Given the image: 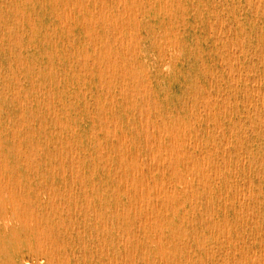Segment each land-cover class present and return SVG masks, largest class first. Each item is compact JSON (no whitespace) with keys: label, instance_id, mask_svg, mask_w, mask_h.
Returning a JSON list of instances; mask_svg holds the SVG:
<instances>
[{"label":"rangeland","instance_id":"374dc122","mask_svg":"<svg viewBox=\"0 0 264 264\" xmlns=\"http://www.w3.org/2000/svg\"><path fill=\"white\" fill-rule=\"evenodd\" d=\"M62 2L64 4H61ZM182 5H184V7ZM263 8L264 0H0V199L2 198L0 200V264H244V262L245 264H263L264 249H261L264 248V240H262L264 239ZM142 9L145 10L142 11ZM79 12L82 13L79 14ZM138 14L139 16H136ZM100 18H103V21ZM124 18L125 20L123 21ZM91 19L93 21H91ZM129 20L130 22L128 25ZM80 23L81 25H79ZM93 23L95 25H93ZM67 25L70 27H68ZM125 25L127 28L125 27ZM90 37L92 38V40ZM242 38H244L245 40ZM126 42L129 43L127 44ZM230 43L234 44L233 47H235L233 48ZM165 45H167V48ZM161 46L162 48H164V51L162 50ZM136 50L138 52H136ZM104 52L107 53L105 54ZM167 55L169 56L167 57ZM221 58L222 60H220ZM103 62L105 64H103ZM26 63H28V65ZM121 63L124 64L122 65ZM137 63H139L140 65ZM133 65L135 66L133 67ZM101 70L103 72H107L105 73L106 75ZM125 71L126 73H124ZM236 75L238 76V78ZM107 76H109V79L107 78ZM135 76L136 78H134ZM233 76L235 78H233ZM105 78L106 80L108 79V81H106ZM235 83H237L238 85ZM210 86H213L212 90ZM124 89L127 92L124 91ZM204 89L206 91H204ZM24 94H26V96ZM145 95L149 98H147ZM234 95H236V98ZM108 99L110 100L108 101ZM146 100L149 102H147ZM225 100H227L228 103H226L227 101L225 102ZM18 101L21 102L20 105ZM130 101L134 103H131ZM195 102H198L200 104ZM207 104H209V106ZM229 109L230 111L232 109V111H228ZM103 112L105 113V115ZM132 114L134 116H132ZM200 116H202V118ZM213 116H215V118ZM223 116H225V118ZM204 118L206 120H204ZM56 120H58L59 122ZM180 121H184V123ZM57 123H59V125ZM63 124L65 127L63 126ZM106 124H109V126ZM160 124L162 125L160 126ZM159 127H161V129ZM195 128L197 131L195 130ZM220 130H224L225 132L221 131V133ZM157 131L161 133L159 134ZM60 132L62 133V136ZM172 132L175 133V135ZM133 133H135V135ZM162 133L166 134L164 135ZM222 135H225L224 137L226 139H224ZM125 136L129 137L127 138ZM183 137H185V139H183ZM142 138L144 139L142 140ZM65 139L67 140V142L65 141ZM96 139H98V141ZM138 143H140V145ZM182 143L184 145L186 143L187 144L184 146ZM151 144L153 145V147ZM173 145L174 147H176V151H174L172 147ZM191 146L194 147L192 148ZM60 148L62 150H60ZM178 148L183 151L181 152ZM223 148L225 153L222 152ZM39 149L41 150V152ZM150 151L152 155L150 154ZM58 152L62 157L58 154ZM158 152L162 153V157H160L161 153ZM146 153L148 157L145 156ZM194 153L196 154V156ZM209 153L212 154L209 155ZM221 153H223V155ZM117 154H119V156ZM201 154L203 155L201 156ZM217 155L221 157L219 158ZM133 156H138V159L137 157L135 158ZM106 158H108V160ZM157 158L158 161L160 159L162 160L158 162ZM189 158H191L192 161ZM213 160L214 164H212ZM222 160H225L224 163L226 165L222 162ZM248 161L249 163H247ZM202 162L204 163L202 164ZM106 163L107 165H109L107 166ZM200 164L202 167L200 166ZM129 165L132 166L130 167ZM119 167H121V169H119ZM144 167L147 168L145 169ZM213 167L215 169L217 168L218 171H215ZM53 168L54 171L52 170ZM116 168L118 170H116ZM199 170L200 172H198ZM163 171L165 172L163 173ZM170 171L174 173H170ZM175 173L176 175H173ZM142 174H144V176ZM181 174L183 177L181 176ZM198 175H200V177ZM125 176L126 178H124ZM133 177L136 182L133 180ZM201 177L203 180L201 179ZM79 178L81 179L78 180ZM143 178H145L146 180ZM187 178L189 181L187 180ZM204 178L206 180H204ZM216 180L219 181L217 182ZM70 181L73 183H71ZM126 181L127 183H125ZM5 183H7V185ZM133 183H135V185ZM132 184L134 186H132ZM143 184H145L146 186ZM244 184L249 185V188H247L248 186H245ZM19 185L20 187H18ZM155 186L159 189H157ZM5 188H7V190ZM240 189L243 191H241ZM201 190L203 191L201 192ZM116 191L119 192L116 193ZM168 191L169 193L174 192V194H169ZM218 192H220L221 195ZM4 193L6 194L5 196ZM7 193L9 195L11 194V196H9ZM155 194L157 198L155 197ZM234 195L236 196V198ZM127 197H130V199H128ZM239 197L241 198L240 200L237 199ZM10 198L11 200H9ZM73 199L75 202L73 201ZM85 199L88 202L85 201ZM67 200H69V202ZM151 200L153 202H150ZM179 200L182 202H180ZM167 201L169 207L168 204L166 206ZM11 203L13 206H11ZM257 205L259 206V209ZM86 206L89 208H87ZM12 207L15 208V211L12 209ZM131 207L135 208L132 209ZM126 208H129L130 211ZM48 210L51 212L49 213ZM66 210H70V213ZM214 210L216 212H214ZM64 211L66 212V214ZM163 211H165V213ZM29 212L31 215L29 214ZM142 215L144 217H142ZM153 216L155 219L153 218ZM211 216L213 218H211ZM24 218H26V221ZM233 218L235 219L233 220ZM7 220L10 221V223ZM44 220L46 221V223ZM145 220L146 223L144 222ZM168 220H170V222ZM222 221L225 223H223ZM26 222H28L29 224H25ZM148 222L150 223L147 224ZM155 222L157 224H154ZM244 222H246L247 224ZM6 223L7 225H4ZM189 223H191V225ZM104 225L107 227H103ZM217 225L220 226L219 229ZM254 227L257 228L255 229ZM66 228L67 230H65ZM153 228L156 230H154ZM116 229L117 231H119L117 232ZM152 231H154V233ZM48 232L51 235H49ZM125 232L127 234H125ZM136 234H138L137 237L135 236ZM121 235H124L125 237ZM184 235L187 237H185ZM204 236L207 238H203ZM225 236L227 237L225 238ZM241 238L244 240H242ZM179 239L181 240L179 241ZM152 240L153 242L151 243ZM38 242L41 244H39ZM222 242L223 245L221 244ZM37 244L39 246L41 245L42 249L40 248L41 246L39 247L37 246ZM259 245L261 246V248ZM163 246L164 248L162 250L161 247ZM44 249L45 251L47 249V252H45ZM141 249H143L144 251ZM170 249L172 251V254ZM217 250L221 251L218 252ZM159 251L161 252L158 253ZM211 251L213 252L209 253ZM233 251L235 254L233 253ZM254 251L256 252L254 253ZM206 252H208V254ZM130 253H133V256ZM122 254L125 255L123 256ZM261 254L263 255V258ZM212 255L214 257H212ZM154 257L156 260H154ZM129 260L132 261L130 262Z\"/></svg>","mask_w":264,"mask_h":264},{"label":"bare ground","instance_id":"6f19581e","mask_svg":"<svg viewBox=\"0 0 264 264\" xmlns=\"http://www.w3.org/2000/svg\"><path fill=\"white\" fill-rule=\"evenodd\" d=\"M4 1H5V0H4ZM30 1H31V0H30ZM53 1H54V0H53ZM75 1H76V0H75ZM86 1H87V0H86ZM92 1H93V0H92ZM97 1H98V0H97ZM124 1H125V0H124ZM129 1H130V0H129ZM131 1H132V0H131ZM176 1H177V0H176ZM201 1H202V0H201ZM244 1H245V0H244ZM248 1H249V0H248ZM260 1H261V0H260ZM20 2H21V1H20ZM59 2H60V1H59ZM116 2H117V1H116ZM133 2H134V1H133ZM143 2H144V1H143ZM151 2H153V1H151ZM174 2H175V1H174ZM180 2H181V1H180ZM180 2H179V3H180ZM232 2H233V1H232ZM232 2H231V3H232ZM84 3H85V2H84ZM93 3H94V2H93ZM102 3H103V2H102ZM123 3H124V2H123ZM148 3H149V1H148ZM158 3H159V2H158ZM169 3H171V2H169ZM181 3H182V2H181ZM61 4H64V3L62 2ZM71 4H72V3H71ZM71 4H70V5H71ZM80 4H81V3H80ZM86 4H87V3H86ZM136 4H137V3H136ZM153 4H155V3H153ZM163 4H164V3H163ZM176 4H177V3H176ZM251 4H252V3H251ZM82 5H83V4H82ZM141 5H142V4H141ZM167 5H168V4H167ZM204 5H205V4H204ZM226 5H227V4H226ZM62 6H63V5H62ZM67 6H68V2H67ZM78 6H79V5H78ZM118 6H119V5H118ZM125 6H126V5H125ZM136 6H137V5H136ZM139 6H140V5H139ZM148 6H149V5H148ZM171 6H172V5H171ZM182 6L184 7V5H182ZM196 6H197V5H196ZM202 6H203V5H202ZM205 6H206V5H205ZM58 7H59V6H58ZM75 7H76V5H75ZM101 7H103V6H101ZM105 7H106V6H105ZM111 7H112V6H111ZM121 7H122V6H121ZM121 7H120V8H121ZM126 7H127V6H126ZM126 7H125V8H126ZM179 7H181V6H179ZM206 7H207V6H206ZM229 7H230V6H229ZM234 7H235V6H234ZM247 7H248V6H247ZM254 7H255V6H254ZM81 8H82V7H81ZM87 8H88V7H87ZM87 8H85V9H87ZM109 8H110V7H109ZM115 8H116V7H115ZM136 8H138V7H136ZM175 8H176V7H175ZM200 8H201V7H200ZM232 8H233V7H232ZM244 8H245V7H244ZM259 8H260V7H259ZM103 9H104V8H103ZM121 9H122V8H121ZM128 9H129V7H128ZM228 9H229V8H228ZM249 9H250V7H249ZM257 9H258V8H257ZM263 9H264V8H263ZM64 10H65V8H64ZM69 10H70V9H69ZM72 10H73V9H72ZM97 10H98V8H97ZM110 10H111V9H110ZM112 10H113V9H112ZM132 10H133V9H132ZM143 10H145V9H142V11H143ZM180 10H181V9H180ZM194 10H195V8H194ZM232 10H233V9H232ZM251 10H252V9H251ZM260 10H262V9H260ZM12 11H13V10H12ZM54 11H55V10H54ZM62 11H63V10H62ZM62 11H61V12H62ZM90 11H92V10H90ZM115 11H116V10H115ZM128 11H129V10H128ZM155 11H156V10H155ZM68 12H69V11H68ZM98 12H100V11H98ZM186 12H187V10H186ZM70 13H71V12H70ZM70 13H69V14H70ZM80 13H82V12H79V14H80ZM121 13H122V12H121ZM123 13H124V12H123ZM133 13H134V12H133ZM142 13H143V12H142ZM164 13H165V12H164ZM198 13H200V12H198ZM63 14H64V13H63ZM72 14H73V13H72ZM108 14H109V13H108ZM129 14H130V13H129ZM129 14H128V15H129ZM262 14H263V13H262ZM28 15H29V13H28ZM55 15H56V14H55ZM94 15H95V14H94ZM106 15H107V14H106ZM113 15H114V14H113ZM168 15H169V14H168ZM171 15H172V14H171ZM181 15H182V14H181ZM192 15H193V14H192ZM227 15H228V14H227ZM234 15H235V13H234ZM70 16H71V15H70ZM82 16H83V15H82ZM130 16H131V15H130ZM130 16H129V17H130ZM136 16H139V14L136 15ZM187 16H188V15H187ZM202 16H203V15H202ZM232 16H233V15H232ZM57 17H58V16H57ZM72 17H73V16H72ZM109 17H110V16H109ZM111 17H112V16H111ZM182 17H183V16H182ZM197 17H198V16H197ZM206 17H207V16H206ZM17 18H18V17H17ZM65 18H66V17H65ZM85 18H86V17H85ZM94 18H95V17H94ZM97 18H99V17H97ZM114 18H115V17H114ZM127 18H128V17H127ZM136 18H137V17H136ZM172 18H173V17H172ZM194 18H195V17H194ZM200 18H201V17H200ZM29 19H30V17H29ZM58 19H59V18H58ZM89 19H90V18H89ZM92 19H93V18H92ZM92 19H91V21H93ZM100 19H101V18H100ZM102 19H103V18H102ZM102 19H101V20H102ZM119 19H121V18H119ZM67 20H68V19H67ZM71 20H73V19H71ZM82 20H83V19H82ZM87 20H88V19H87ZM98 20H99V19H98ZM98 20H96V21H98ZM106 20H107V19H106ZM106 20H105V21H106ZM124 20H125V18L123 19V21H124ZM175 20H178V19H175ZM17 21H18V20H17ZM17 21H16V22H17ZM21 21H22V19H21ZM83 21H84V20H83ZM83 21H82V22H83ZM102 21H103V20H102ZM113 21H114V20H113ZM117 21H118V20H117ZM134 21H135V20H134ZM164 21H165V20H164ZM207 21H208V20H207ZM94 22H95V21H94ZM110 22H111V21H110ZM120 22H122V21H120ZM129 22H130V20L128 21V25H129ZM135 22H136V21H135ZM181 22H182V20H181ZM66 23H67V22H66ZM116 23H117V22H116ZM199 23H200V22H199ZM204 23H205V22H204ZM60 24H62V23H60ZM84 24H85V23H84ZM84 24H83V26H84ZM91 24H92V23H91ZM91 24H90V25H91ZM103 24H104V23H103ZM124 24H125V23H124ZM167 24H168V22H167ZM170 24H172V23H170ZM181 24H182V23H181ZM74 25H75V24H74ZM79 25H81V23H80ZM93 25H95V24L93 23ZM101 25H102V24H101ZM122 25H123V24H122ZM164 25H165V24H164ZM200 25H201V24H200ZM206 25H207V24H206ZM29 26H30V24H29ZM64 26H65V25H64ZM67 26H68V25H67ZM109 26H110V24H109ZM120 26H121V24H120ZM171 26H173V25H171ZM208 26H209V25H208ZM31 27H32V26H31ZM54 27H55V26H54ZM68 27H70V26H68ZM86 27H87V26H86ZM111 27H112V26H111ZM115 27H116V26H115ZM122 27H123V26H122ZM125 27H126V25H125ZM178 27H179V25H178ZM240 27H241V26H240ZM61 28H62V27H61ZM120 28H121V27H120ZM126 28H127V27H126ZM128 28H129V27H128ZM130 28H131V27H130ZM133 28H134V26H133ZM135 28H137V27H135ZM170 28H171V27H170ZM164 29H165V28H164ZM179 29H180V28H179ZM210 29H211V28H210ZM6 30H7V29H6ZM94 30H95V29H94ZM96 30H97V29H96ZM105 30H106V29H105ZM117 30H118V29H117ZM120 30H121V29H120ZM132 30H133V29H132ZM68 31H69V28H68ZM97 31H98V30H97ZM110 31H111V30H110ZM112 31H113V30H112ZM123 31H124V30H123ZM172 31H173V30H172ZM239 31H241V30H239ZM66 32H67V31H66ZM117 32H118V31H117ZM117 32H116V33H117ZM124 32H125V31H124ZM127 32H128V31H127ZM178 32H179V31H178ZM181 32H182V31H181ZM246 32H247V31H246ZM15 33H16V32H15ZM68 33H69V32H68ZM91 33H92V31H91ZM111 33H112V32H111ZM132 33H133V32H132ZM135 33H136V31H135ZM179 33H180V32H179ZM242 33H243V32H242ZM86 34H87V33H86ZM98 34H99V33H98ZM119 34H120V33H119ZM58 35H59V34H58ZM72 35H73V34H72ZM95 35H96V34H95ZM103 35H104V34H103ZM117 35H118V34H117ZM130 35H131V33H130ZM133 35H135V34H133ZM137 35H138V34H137ZM172 35H173V34H172ZM234 35H235V34H234ZM8 36H9V35H8ZM109 36H110V35H109ZM112 36H113V34H112ZM170 36H171V35H170ZM170 36H169V37H170ZM237 36H238V35H237ZM242 36H243V35H242ZM245 36H246V35H245ZM245 36H244V37H245ZM20 37H21V36H20ZM20 37H19V38H20ZM88 37H89V36H88ZM110 37H111V36H110ZM126 37H127V35H126ZM132 37H133V36H132ZM90 38H91V37H90ZM113 38H114V37H113ZM135 38H136V37H135ZM235 38H236V37H235ZM238 38H239V37H238ZM67 39H68V38H67ZM99 39H100V38H99ZM114 39H115V38H114ZM116 39H117V38H116ZM119 39H120V38H119ZM128 39H129V38H128ZM132 39H133V38H132ZM132 39H131V40H132ZM242 39H244V38H242ZM28 40H29V38H28ZM91 40H92V38H91ZM97 40H98V39H97ZM104 40H105V39H104ZM136 40H137V39H136ZM229 40H230V39H229ZM244 40H245V39H244ZM262 40H263V39H262ZM8 41H9V40H8ZM18 41H19V40H18ZM121 41H122V40H121ZM127 41H128V40H127ZM168 41H169V39H168ZM170 41H171V40H170ZM172 41H173V40H172ZM174 41H176V40H174ZM234 41H235V40H234ZM16 42H17V41H16ZM88 42H89V41H88ZM91 42H92V41H91ZM97 42H99V41H97ZM106 42H107V41H106ZM106 42H105V43H106ZM114 42H115V41H114ZM137 42H138V41H137ZM180 42H181V41H180ZM182 42H183V41H182ZM228 42H231V41H228ZM238 42H239V41H238ZM62 43H63V42H62ZM92 43H93V42H92ZM101 43H102V42H101ZM126 43H127V42H126ZM128 43H129V42H128ZM128 43H127V44H128ZM170 43H171V42H170ZM236 43H237V42H236ZM53 44H55V43H53ZM80 44H81V43H80ZM84 44H85V42H84ZM127 44H126V45H127ZM230 44H231V43H230ZM74 45H75V44H74ZM89 45H91V44H89ZM93 45H94V44H93ZM104 45H105V44H104ZM113 45H114V43H113ZM121 45H122V44H121ZM132 45H133V44H132ZM162 45H163V44H162ZM231 45H232V47H233L234 44H231ZM236 45H239V44H236ZM134 46H135V45H134ZM165 46H166V48H167V45H165ZM174 46H175V45H174ZM176 46H177V45H176ZM178 46H179V45H178ZM9 47H10V46H9ZM28 47H29V46H28ZM119 47H120V46H119ZM234 47H235V46H234ZM234 47H233V48H234ZM54 48H56V47H54ZM76 48H77V47H76ZM121 48H122V47H121ZM161 48H162V46H161ZM171 48H172V47H171ZM177 48H178V47H177ZM219 48H220V47H219ZM226 48H227V47H226ZM19 49H20V48H19ZM77 49H78V48H77ZM81 49H82V48H81ZM95 49H96V48H95ZM106 49H107V45H106ZM106 49H104V50H106ZM137 49H138V48H137ZM163 49H164V48H162V50H163ZM178 49H179V48H178ZM227 49H228V48H227ZM227 49H226V50H227ZM55 50H57V49H55ZM108 50H109V49H108ZM115 50H116V48H115ZM134 50H135V49H134ZM158 50H159V48H158ZM160 50H161V49H160ZM166 50H167V49H166ZM169 50H170V49H169ZM174 50H175V49H174ZM224 50H225V49H224ZM69 51H70V50H69ZM84 51H85V50H84ZM125 51H126V50H125ZM128 51H129V50H128ZM128 51H127V52H128ZM163 51H164V50H163ZM217 51H218V50H217ZM230 51H231V50H230ZM230 51H229V52H230ZM55 52H56V51H55ZM86 52H87V51H86ZM86 52H85V53H86ZM98 52H99V51H98ZM98 52H97V53H98ZM121 52H122V51H121ZM136 52H138V51L136 50ZM159 52H160V51H159ZM220 52H221V51H220ZM245 52H246V51H245ZM93 53H94V52H93ZM104 53H105V52H104ZM106 53H107V52H106ZM106 53H105V54H106ZM114 53H115V52H114ZM114 53H113V54H114ZM116 53H117V52H116ZM132 53H133V52H132ZM234 53H235V52H234ZM247 53H248V52H247ZM18 54H19V53H18ZM125 54H126V52H125ZM158 54H159V53H158ZM198 54H199V53H198ZM229 54H230V53H229ZM238 54H239V53H238ZM238 54H237V55H238ZM261 54H262V53H261ZM263 54H264V53H263ZM263 54H262V55H263ZM46 55H47V54H46ZM96 55H97V54H96ZM96 55H95V56H96ZM121 55H122V54H121ZM131 55H132V54H131ZM134 55H135V54H134ZM220 55H221V54H220ZM225 55H226V54H225ZM245 55H246V54H245ZM81 56H82V55H81ZM99 56H100V54H99ZM114 56H115V55H114ZM114 56H113V58H114ZM128 56H129V55H128ZM168 56H169V55H167V57H168ZM199 56H200V55H199ZM201 56H202V55H201ZM227 56H228V55H227ZM229 56H230V55H229ZM233 56H235V55H233ZM233 56H232V57H233ZM238 56H239V55H238ZM83 57H84V56H83ZM90 57H91V56H90ZM105 57H106V56H105ZM134 57H135V56H134ZM134 57H133V58H134ZM162 57H163V56H162ZM170 57H171V56H170ZM176 57H177V56H176ZM221 57H222V56H221ZM230 57H231V56H230ZM236 57H237V56H236ZM236 57H235V58H236ZM245 57H246V56H245ZM263 57H264V55H263ZM80 58H81V57H80ZM113 58H112V59H113ZM118 58H119V57H118ZM118 58H117V60H118ZM164 58H166V57H164ZM178 58H179V57H178ZM219 58H220V57H219ZM235 58H234V59H235ZM242 58H243V57H242ZM57 59H58V58H57ZM76 59H77V58H76ZM92 59H93V58H92ZM108 59H109V58H108ZM112 59H111V60H112ZM120 59H121V58H120ZM120 59H119V60H120ZM123 59H124V58H123ZM137 59H138V58H137ZM199 59H200V58H199ZM227 59H229V58H227ZM83 60H84V59H83ZM109 60H110V59H109ZM125 60H126V59H125ZM159 60H161V59H159ZM220 60H222V58H221ZM95 61H96V60H95ZM97 61H98V59H97ZM139 61H140V60H139ZM162 61H163V60H162ZM174 61H175V60H174ZM201 61H202V60H201ZM227 61H229V60H227ZM230 61H231V60H230ZM238 61H239V60H238ZM25 62H26V61H25ZM84 62H86V61H84ZM93 62H94V61H93ZM106 62H107V59H106ZM109 62H111V61H109ZM7 63H8V62H7ZM14 63H16V62H14ZM50 63H51V62H50ZM60 63H61V62H60ZM80 63H81V62H80ZM94 63H95V62H94ZM94 63H93V64H94ZM112 63H113V62H112ZM127 63H128V62H127ZM139 63H140V62H139ZM139 63H137V64H139ZM143 63H144V62H143ZM143 63H142V64H143ZM160 63H161V62H160ZM242 63H243V62H242ZM21 64H22V63H21ZM26 64L28 65V63H26ZM81 64H82V63H81ZM83 64H84V63H83ZM96 64H97V62H96ZM103 64H105V63L103 62ZM106 64H107V63H106ZM118 64H119V63H118ZM121 64H122V63H121ZM123 64H124V63H123ZM123 64H122V65H123ZM165 64H166V63H165ZM171 64H172V63H171ZM174 64H175V63H174ZM239 64H240V63H239ZM239 64H238V65H239ZM15 65H16V64H15ZM125 65H126V64H125ZM139 65H140V64H139ZM144 65H145V64H144ZM219 65H220V64H219ZM221 65H223V64H221ZM227 65H228V64H227ZM227 65H226V66H227ZM243 65H244V64H243ZM21 66H22V65H21ZM35 66H36V65H35ZM97 66H98V65H97ZM106 66H107V65H106ZM134 66H135V65H133V67H134ZM174 66H175V65H174ZM202 66H203V65H202ZM241 66H242V65H241ZM45 67H46V66H45ZM90 67H92V66H90ZM99 67H100V66H99ZM114 67H115V66H114ZM203 67H204V66H203ZM214 67H215V66H214ZM221 67H222V66H221ZM17 68H18V67H17ZM17 68H16V69H17ZM35 68H36V67H35ZM83 68H84V67H83ZM111 68H112V67H111ZM122 68H123V67H122ZM139 68H140V67H139ZM163 68H164V67H163ZM165 68H166V67H165ZM227 68H228V67H227ZM246 68H247V67H246ZM18 69H19V68H18ZM30 69H31V68H30ZM64 69H65V68H64ZM114 69H115V68H114ZM118 69H119V68H118ZM128 69H129V67H128ZM169 69H170V67H169ZM169 69H168V70H169ZM231 69H232V68H231ZM12 70H13V69H12ZM99 70H100V69H99ZM103 70H104V69H103ZM108 70H109V69H108ZM112 70H113V69H112ZM112 70H111V71H112ZM126 70H127V69H126ZM139 70H140V69H139ZM177 70H178V69H177ZM211 70H212V69H211ZM229 70H230V69H229ZM235 70H236V69H235ZM244 70H245V69H244ZM244 70H243V71H244ZM249 70H250V69H249ZM64 71H65V70H64ZM101 71H102V70H101ZM104 71H105V70H104ZM111 71H110V72H111ZM116 71H117V70H116ZM116 71H115V73H116ZM121 71H122V69H121ZM121 71H120V72H121ZM142 71H143V70H142ZM203 71H204V70H203ZM216 71H217V70H216ZM233 71H234V70H233ZM252 71H253V70H252ZM11 72H12V71H11ZM85 72H86V71H85ZM85 72H84V73H85ZM91 72H92V71H91ZM102 72H103V71H102ZM112 72H113V71H112ZM135 72H136V71H135ZM137 72H138V71H137ZM214 72H215V71H214ZM231 72H232V71H231ZM239 72H240V71H239ZM244 72H246V71H244ZM82 73H83V72H82ZM103 73L105 74V73H107V72H103ZM103 73H102V74H103ZM124 73H126V71H125ZM211 73H212V72H211ZM227 73H229V72H227ZM246 73H247V72H246ZM80 74H81V73H80ZM113 74H114V73H113ZM127 74H128V73H127ZM225 74H226V73H225ZM230 74H231V73H230ZM235 74H237V73H235ZM11 75H12V74H11ZM15 75H16V74H15ZM58 75H59V73H58ZM105 75H106V74H105ZM182 75H183V74H182ZM233 75H234V74H233ZM71 76H72V75H71ZM78 76H80V75H78ZM99 76H100V75H99ZM138 76H139V73H138ZM145 76H146V75H145ZM145 76H144V77H145ZM219 76H220V75H219ZM221 76H222V75H221ZM236 76H237V75H236ZM244 76H245V75H244ZM244 76H243V77H244ZM108 77H109V76H107V78H108ZM110 77H111V76H110ZM113 77H114V76H113ZM125 77H126V76H125ZM141 77H142V76H141ZM141 77H140V78H141ZM144 77H143V78H144ZM211 77H212V76H211ZM18 78H20V77H18ZM114 78H115V77H114ZM134 78H136V76H135ZM213 78H215V77H213ZM229 78H231V77H229ZM233 78H235V77L233 76ZM233 78H232V79H233ZM237 78H238V76H237ZM239 78H240V77H239ZM241 78H242V77H241ZM246 78H247V77H246ZM249 78H250V77H249ZM3 79H4V78H3ZM98 79H99V78H98ZM100 79H101V78H100ZM108 79H109V78H108ZM108 79L106 80V78H105L106 81H108ZM220 79H221V77H220ZM15 80H16V79H15ZM30 80H31V79H30ZM78 80H79V79H78ZM105 80H104V81H105ZM110 80H111V79H110ZM209 80H210V78H209ZM238 80H239V79H238ZM245 80H246V79H245ZM59 81H60V80H59ZM59 81H58V82H59ZM76 81H77V80H76ZM102 81H103V80H102ZM102 81H101V82H102ZM122 81H123V79H122ZM126 81H128V80H126ZM140 81H141V80H140ZM146 81H147V80H146ZM146 81H145V82H146ZM216 81H217V79H216ZM230 81H232V80H230ZM236 81H237V79H236ZM246 81H247V80H246ZM246 81H245V82H246ZM249 81H250V80H249ZM15 82H16V81H15ZM18 82H19V81H18ZM98 82H99V81H98ZM137 82H138V81H137ZM137 82H136V83H137ZM234 82H235V80H234ZM243 82H244V81H243ZM31 83H32V82H31ZM113 83H114V82H113ZM125 83H126V82H125ZM129 83H130V82H129ZM142 83H143V82H142ZM150 83H151V82H150ZM196 83H197V82H196ZM208 83H209V82H208ZM250 83H251V82H250ZM137 84H138V83H137ZM235 84H237V83H235ZM243 84H244V83H243ZM104 85H105V84H104ZM109 85H110V84H109ZM120 85H121V84H120ZM128 85H129V84H128ZM128 85H127V86H128ZM134 85H135V84H134ZM140 85H141V84H140ZM140 85H139V86H140ZM142 85H143V84H142ZM146 85H147V84H146ZM209 85H210V84H209ZM237 85H238V84H237ZM32 86H33V85H32ZM37 86H38V85H37ZM71 86H72V85H71ZM83 86H84V85H83ZM123 86H125V85H123ZM136 86H137V85H136ZM139 86H138V87H139ZM144 86H145V84H144ZM150 86H151V85H150ZM220 86H221V85H220ZM246 86H247V85H246ZM246 86H245V87H246ZM9 87H10V86H9ZM41 87H42V86H41ZM80 87H81V86H80ZM109 87H110V86H109ZM141 87H143V86H141ZM212 87H213V86H210L211 90H212ZM216 87H217V86H216ZM233 87H234V86H233ZM21 88H22V87H21ZM67 88H68V87H67ZM100 88H101V87H100ZM104 88H105V87H104ZM120 88H121V87H120ZM123 88H124V87H123ZM123 88H122V89H123ZM133 88H134V87H133ZM133 88H131V89H133ZM217 88H218V87H217ZM221 88H222V87H221ZM248 88H249V87H248ZM69 89H70V88H69ZM145 89H146V87H145ZM148 89H150V88H148ZM153 89H154V88H153ZM195 89H196V88H195ZM199 89H200V86H199ZM236 89H237V88H236ZM245 89H246V88H245ZM249 89H250V88H249ZM151 90H152V89H151ZM224 90H225V89H224ZM226 90H227V89H226ZM31 91H32V90H31ZM108 91H109V90H108ZM110 91H111V90H110ZM124 91H126V90L124 89ZM145 91H146V90H145ZM204 91H206V90L204 89ZM233 91H234V88H233ZM233 91H232V92H233ZM43 92H44V91H43ZM126 92H127V91H126ZM126 92H125V93H126ZM128 92H129V90H128ZM139 92H140V90H139ZM141 92H142V91H141ZM151 92H152V91H151ZM209 92H210V91H209ZM209 92H208V93H209ZM217 92H218V91H217ZM243 92H244V91H243ZM243 92H242V93H243ZM15 93H16V92H15ZM17 93H18V92H17ZM110 93H111V92H110ZM119 93H120V92H119ZM122 93H123V92H122ZM205 93H207V92H205ZM233 93H234V92H233ZM248 93H249V92H248ZM114 94H115V93H114ZM114 94H113V95H114ZM131 94H132V93H131ZM227 94H228V92H227ZM24 95L26 96V94H24ZM106 95H107V94H106ZM106 95H105V96H106ZM127 95H129V94H127ZM133 95H134V94H133ZM143 95H144V94H143ZM209 95H210V94H209ZM232 95H233V94H232ZM16 96H17V95H16ZM118 96H119V95H118ZM135 96H136V95H135ZM135 96H134V97H135ZM145 96H146V95H145ZM145 96H144V97H145ZM148 96H149V95H148ZM202 96H203V95H202ZM216 96H217V95H216ZM222 96H223V95H222ZM234 96H235V98H236V95H234ZM242 96H243V95H242ZM248 96H249V95H248ZM18 97H19V96H18ZM43 97H44V96H43ZM49 97H50V96H49ZM132 97H133V96H132ZM146 97H147V96H146ZM211 97H212V96H211ZM223 97H224V96H223ZM246 97H247V95H246ZM249 97H250V96H249ZM14 98H15V97H14ZM19 98H20V97H19ZM31 98H32V97H31ZM59 98H60V97H59ZM76 98H77V97H76ZM130 98H131V96H130ZM130 98H129V100H130ZM147 98H149V97H147ZM205 98H206V97H205ZM209 98H210V97H209ZM213 98H214V97H213ZM219 98H220V97H219ZM227 98H228V97H227ZM254 98H255V97H254ZM17 99H18V98H17ZM17 99H16V100H17ZM121 99H122V97H121ZM132 99H133V98H132ZM143 99H144V98H143ZM152 99H153V98H152ZM216 99H217V98H216ZM225 99H226V98H225ZM19 100H20V99H19ZM49 100H50V99H49ZM58 100H59V99H58ZM58 100H57V101H58ZM109 100H110V99H108V101H109ZM139 100H140V99H139ZM201 100H202V99H201ZM203 100H204V99H203ZM207 100H209V99H207ZM211 100H212V99H211ZM213 100H214V99H213ZM221 100H223V99H221ZM249 100H250V99H249ZM253 100H254V99H253ZM22 101H23V100H22ZM53 101H54V100H53ZM104 101H105V100H104ZM112 101H113V99H112ZM116 101H117V100H116ZM125 101H126V100H125ZM141 101H142V100H141ZM146 101H147V100H146ZM146 101H145V102H146ZM150 101H151V100H150ZM195 101H197V100H195ZM226 101H227V100H225V102H226ZM230 101H231V100H230ZM237 101H238V100H237ZM243 101H244V100H243ZM245 101H246V100H245ZM18 102H19V101H18ZM130 102H131V101H130ZM139 102H140V101H139ZM147 102H149V101H147ZM147 102H146V103H147ZM153 102H154V101H153ZM222 102H223V101H222ZM238 102H239V101H238ZM256 102H257V101H256ZM20 103H21V102H19V105H20ZM32 103H33V102H32ZM97 103H98V102H97ZM115 103H117V102H115ZM131 103H134V102H131ZM140 103H141V102H140ZM142 103H143V102H142ZM158 103H159V102H158ZM195 103H198V102H195ZM214 103H215V101H214ZM226 103H228V101H227ZM254 103H255V102H254ZM46 104H47V103H46ZM91 104H92V102H91ZM147 104H148V103H147ZM185 104H186V103H185ZM198 104H200V103H198ZM231 104H232V103H231ZM231 104H228V105H231ZM237 104H238V103H237ZM237 104H236V105H237ZM243 104H244V103H243ZM261 104H262V103H261ZM261 104H260V105H261ZM26 105H27V104H26ZM48 105H49V104H48ZM95 105H96V103H95ZM118 105H119V104H118ZM125 105H126V104H125ZM127 105H128V103H127ZM132 105H133V104H132ZM139 105H140V104H139ZM186 105H187V104H186ZM203 105H204V104H203ZM203 105H202V108H203ZM207 105L209 106V104H207ZM207 105H206V106H207ZM228 105H227V106H228ZM236 105H235V106H236ZM21 106H22V105H21ZM91 106H92V105H91ZM112 106H113V105H112ZM191 106H192V105H191ZM199 106H200V105H199ZM199 106H198V107H199ZM250 106H251V105H250ZM254 106H255V105H254ZM254 106H253V107H254ZM261 106H262V105H261ZM87 107H88V106H87ZM128 107H129V106H128ZM168 107H169V106H168ZM188 107H190V106H188ZM218 107H219V106H218ZM236 107H237V106H236ZM22 108H23V107H22ZM46 108H47V105H46ZM103 108H104V107H103ZM106 108H107V107H106ZM125 108H126V107H125ZM134 108H136V107H134ZM142 108H143V107H142ZM142 108H141V109H142ZM150 108H151V107H150ZM183 108H184V107H183ZM196 108H197V107H196ZM211 108H212V107H211ZM211 108H210V109H211ZM224 108H225V107H224ZM226 108H228V107H226ZM258 108H259V107H258ZM260 108H261V107H260ZM101 109H102V108H101ZM113 109H114V108H113ZM139 109H140V108H139ZM153 109H154V108H153ZM174 109H175V108H174ZM181 109H182V108H181ZM236 109H238V108H236ZM21 110H22V109H21ZM102 110H103V109H102ZM148 110H149V108H148ZM182 110H183V109H182ZM191 110H192V109H191ZM193 110H194V109H193ZM205 110H206V108H205ZM212 110H213V109H212ZM212 110H211V111H212ZM217 110H218V109H217ZM217 110H216V111H217ZM219 110H220V109H219ZM222 110H223V108H222ZM253 110H254V109H253ZM31 111H32V110H31ZM123 111H124V110H123ZM138 111H139V110H138ZM157 111H158V110H157ZM207 111H208V110H207ZM224 111H225V110H224ZM224 111H223V112H224ZM226 111H227V110H226ZM228 111H230V109H229ZM231 111H232V109H231ZM231 111H230V112H231ZM259 111H260V110H259ZM261 111H262V110H261ZM55 112H56V111H55ZM109 112H110V111H109ZM142 112H143V111H142ZM155 112H156V111H155ZM158 112H159V111H158ZM170 112H171V111H170ZM194 112H195V111H194ZM198 112H199V111H198ZM209 112H210V111H209ZM212 112H213V111H212ZM246 112H247V111H246ZM254 112H255V111H254ZM254 112H253V113H254ZM1 113H2V112H1ZM21 113H23V112H21ZM21 113H20V114H21ZM52 113H54V112H52ZM57 113H58V112H57ZM103 113H104V112H103ZM137 113H138V112H137ZM143 113H144V112H143ZM191 113H192V112H191ZM195 113H196V112H195ZM199 113H200V112H199ZM199 113H198V114H199ZM227 113H228V112H227ZM236 113H237V112H236ZM66 114H67V112H66ZM125 114H126V113H125ZM139 114H140V113H139ZM152 114H153V113H152ZM161 114H162V113H161ZM166 114H167V113H166ZM177 114H178V113H177ZM196 114H197V113H196ZM204 114H205V113H204ZM206 114H207V113H206ZM231 114H232V113H231ZM238 114H239V113H238ZM250 114H251V113H250ZM18 115H19V114H18ZM29 115H30V114H29ZM104 115H105V113H104ZM104 115H103V116H104ZM115 115H116V112H115ZM137 115H138V114H137ZM143 115H144V114H143ZM179 115H180V114H179ZM207 115H208V114H207ZM217 115H218V114H217ZM220 115H221V114H220ZM228 115H229V114H228ZM236 115H237V114H236ZM244 115H245V114H244ZM256 115H257V114H256ZM37 116H38V115H37ZM128 116H129V115H128ZM132 116H134V115L132 114ZM139 116H140V115H139ZM158 116H159V115H158ZM167 116H168V115H167ZM172 116H173V114H172ZM175 116H177V115H175ZM190 116H191V115H190ZM259 116H260V115H259ZM259 116H258V117H259ZM96 117H97V116H96ZM107 117H108V116H107ZM120 117H121V116H120ZM142 117H143V116H142ZM170 117H171V116H170ZM191 117H192V116H191ZM200 117L202 118V116H200ZM211 117H212V116H211ZM213 117L215 118V116H213ZM218 117H219V116H218ZM223 117L225 118V116H223ZM236 117H237V116H236ZM248 117H249V116H248ZM55 118H56V117H55ZM73 118H74V117H73ZM109 118H110V117H109ZM144 118H145V117H144ZM150 118H151V117H150ZM229 118H231V117H229ZM65 119H66V118H65ZM141 119H142V118H141ZM191 119H192V118H191ZM18 120H19V119H18ZM54 120H55V119H54ZM66 120H67V119H66ZM128 120H129V119H128ZM144 120H145V119H144ZM151 120H152V119H151ZM166 120H167V119H166ZM204 120H206V119L204 118ZM221 120H222V119H221ZM229 120H230V119H229ZM238 120H239V119H238ZM9 121H10V120H9ZM31 121H32V120H31ZM56 121H58V120H56ZM61 121H62V120H61ZM102 121H103V120H102ZM142 121H143V120H142ZM148 121H149V120H148ZM162 121H163V119H162ZM194 121H195V120H194ZM207 121H208V120H207ZM213 121H214V119H213ZM239 121H240V120H239ZM58 122H59V121H58ZM82 122H83V121H82ZM111 122H112V121H111ZM173 122H174V121H173ZM180 122H182V121H180ZM196 122H197V121H196ZM205 122H206V121H205ZM218 122H219V121H218ZM255 122H256V120H255ZM258 122H259V121H258ZM9 123H10V122H9ZM93 123H94V122H93ZM148 123H149V122H148ZM158 123H160V122H158ZM182 123H184V121H183ZM237 123H238V122H237ZM53 124H54V123H53ZM57 124L59 125V123H57ZM94 124H95V123H94ZM129 124H130V123H129ZM132 124H133V123H132ZM132 124H131V126H132ZM153 124H154V123H153ZM207 124H208V123H207ZM239 124H240V123H239ZM250 124H251V123H250ZM253 124H254V123H253ZM20 125H21V124H20ZM26 125H27V124H26ZM103 125H104V123H103ZM106 125L109 126V124H106ZM110 125H111V124H110ZM134 125H135V124H134ZM139 125H140V124H139ZM144 125H145V124H144ZM154 125H155V124H154ZM161 125H162V124H160V126H161ZM170 125H171V124H170ZM183 125H184V124H183ZM187 125H188V124H187ZM216 125H217V124H216ZM63 126H64V124H63ZM108 126H106V127H108ZM111 126H112V125H111ZM121 126H122V125H121ZM140 126H141V125H140ZM185 126H186V125H185ZM191 126H192V125H191ZM193 126H194V125H193ZM221 126H222V125H221ZM239 126H240V125H239ZM64 127H65V126H64ZM69 127H70V126H69ZM155 127H156V126H155ZM164 127H165V126H164ZM164 127H163V128H164ZM167 127H168V126H167ZM183 127H184V126H183ZM218 127H219V126H218ZM230 127H231V126H230ZM249 127H250V126H249ZM11 128H12V126H11ZM72 128H73V127H72ZM140 128H141V127H140ZM144 128H145V127H144ZM159 128L161 129V127H159ZM168 128H169V127H168ZM171 128H172V126H171ZM171 128H170V129H171ZM175 128H177V127H175ZM175 128H174V129H175ZM200 128H201V127H200ZM206 128H207V127H206ZM223 128H224V127H223ZM19 129H21V128H19ZM100 129H101V128H100ZM106 129H107V128H106ZM152 129H153V127H152ZM166 129H167V128H166ZM183 129H184V128H183ZM186 129H187V128H186ZM207 129H208V128H207ZM210 129H211V128H210ZM213 129H215V128H213ZM220 129H222V128H220ZM230 129H231V128H230ZM234 129H235V128H234ZM239 129H240V128H239ZM16 130H17V129H16ZM101 130H102V129H101ZM101 130H100V131H101ZM108 130H109V129H108ZM113 130H114V129H113ZM137 130H138V129H137ZM168 130H169V129H168ZM188 130H189V129H188ZM195 130H196V128H195ZM235 130H236V129H235ZM31 131H32V130H31ZM43 131H44V130H43ZM103 131H104V130H103ZM103 131H102V132H103ZM106 131H107V130H106ZM115 131H116V130H115ZM148 131H149V130H148ZM150 131H152V130H150ZM177 131H178V130H177ZM196 131H197V130H196ZM221 131H224V130H220V132H221ZM57 132H58V131H57ZM157 132H158V131H157ZM169 132H170V131H169ZM182 132H183V131H182ZM199 132H200V131H199ZM224 132H225V131H224ZM231 132H233V131H231ZM12 133H13V131H12ZM53 133H54V132H53ZM60 133H61V132H60ZM91 133H92V132H91ZM144 133H145V132H144ZM144 133H143V134H144ZM146 133H147V132H146ZM151 133H152V132H151ZM158 133H159V132H158ZM160 133H161V132H160ZM160 133H159V134H160ZM172 133H173V132H172ZM194 133H195V132H194ZM221 133H222V132H221ZM32 134H33V133H32ZM34 134H35V133H34ZM44 134H45V133H44ZM50 134H51V133H50ZM108 134H109V133H108ZM121 134H122V133H121ZM125 134H126V133H125ZM133 134L135 135V133H133ZM162 134H164V133H162ZM162 134H161V135H162ZM165 134H166V133H165ZM165 134H164V135H165ZM173 134L175 135V133H173ZM176 134H177V133H176ZM181 134H182V133H181ZM181 134H180V135H181ZM190 134H191V132H190ZM195 134H196V133H195ZM202 134H203V133H202ZM207 134H208V133H207ZM245 134H246V133H245ZM112 135H113V134H112ZM112 135H111V136H112ZM130 135H131V134H130ZM153 135H154V134H153ZM161 135H159V136H161ZM183 135H184V133H183ZM243 135H244V132H243ZM243 135H242V136H243ZM61 136H62V133H61ZM65 136H66V135H65ZM90 136H91V135H90ZM114 136H115V134H114ZM123 136H124V135H123ZM123 136H122V137H123ZM131 136H132V135H131ZM142 136H143V135H142ZM159 136H158V137H159ZM186 136H188V135H186ZM215 136H216V135H215ZM224 136H225V135H224ZM224 136L222 135V137H223L224 139H226ZM17 137H18V136H17ZM45 137H46V136H45ZM94 137H95V136H94ZM125 137H127V136H125ZM128 137H129V136H128ZM128 137H127V138H128ZM21 138H22V137H21ZM21 138H20V139H21ZM37 138H38V137H37ZM109 138H110V137H109ZM114 138H115V137H114ZM117 138H118V137H117ZM144 138H145V136H144ZM144 138H142V140H143ZM179 138H180V136H179ZM234 138H235V137H234ZM234 138H233V139H234ZM245 138H246V137H245ZM247 138H249V137H247ZM14 139H15V138H14ZM59 139H60V138H59ZM110 139H111V138H110ZM119 139H121V138H119ZM146 139H147V138H146ZM162 139H163V138H162ZM171 139H173V138H171ZM176 139H178V138H176ZM183 139H185V137H183ZM189 139H190V138H189ZM194 139H195V138H194ZM196 139H197V138H196ZM205 139H206V138H205ZM205 139H204V140H205ZM218 139H219V137H218ZM224 139H223V140H224ZM228 139H229V138H228ZM236 139H237V138H236ZM60 140H61V139H60ZM96 140L98 141V139H96ZM122 140H123V139H122ZM153 140H154V139H153ZM157 140H158V138H157ZM163 140H164V139H163ZM215 140H216V139H215ZM38 141H39V140H38ZM65 141L67 142L66 139H65ZM99 141H101V140H99ZM137 141H138V140H137ZM155 141H156V140H155ZM173 141H174V140H173ZM177 141H178V140H177ZM182 141H183V140H182ZM186 141H188V140H186ZM186 141H185V142H186ZM194 141H195V140H194ZM216 141H217V140H216ZM218 141H219V140H218ZM239 141H240V140H239ZM241 141H242V140H241ZM246 141H247V140H246ZM69 142H70V141H69ZM71 142H72V141H71ZM76 142H77V141H76ZM116 142H117V140H116ZM131 142H132V141H131ZM153 142H154V141H153ZM153 142H152V143H153ZM156 142H157V141H156ZM159 142H160V141H159ZM169 142H170V141H169ZM195 142H196V141H195ZM220 142H221V141H220ZM224 142H225V141H224ZM227 142H228V141H227ZM242 142H243V141H242ZM105 143H106V142H105ZM124 143H125V142H124ZM146 143H147V141H146ZM162 143H163V142H162ZM166 143H167V142H166ZM175 143H176V142H175ZM179 143H180V142H179ZM188 143H189V142H188ZM18 144H19V143H18ZM97 144H98V143H97ZM119 144H120V143H119ZM138 144L140 145V143H138ZM169 144H170V143H169ZM182 144H183V143H182ZM186 144H187V143H186ZM186 144H185V145H186ZM194 144H195V143H194ZM196 144H197V143H196ZM201 144H202V143H201ZM223 144H224V143H223ZM223 144H222V145H223ZM238 144H239V143H238ZM19 145H20V144H19ZM38 145H39V144H38ZM38 145H37V146H38ZM60 145H61V144H60ZM100 145H101V144H100ZM100 145H99V146H100ZM106 145H107V144H106ZM139 145H138V146H139ZM151 145H152V144H151ZM163 145H164V144H163ZM174 145H175V144H174ZM174 145H173L172 147H173L174 151H176V149H175L176 147H174ZM183 145H184V144H183ZM185 145H184V146H185ZM199 145H200V144H199ZM211 145H212V144H211ZM222 145H221V146H222ZM66 146H67V145H66ZM71 146H72V145H71ZM116 146H117V145H116ZM134 146H135V145H134ZM156 146H157V145H156ZM160 146H162V145H160ZM160 146H159V147H160ZM178 146H179V145H178ZM181 146H182V145H181ZM189 146H190V144H189ZM200 146H201V145H200ZM213 146H215V145H213ZM223 146H224V145H223ZM233 146H235V145H233ZM73 147H74V146H73ZM101 147H102V146H101ZM101 147H100V148H101ZM104 147H105V146H104ZM152 147H153V145H152ZM191 147L193 148L194 146H191ZM225 147H227V146H225ZM19 148H20V146H19ZM38 148H39V147H38ZM58 148H59V147H58ZM84 148H85V147H84ZM140 148H141V147H140ZM145 148H146V147H145ZM154 148H155V147H154ZM170 148H171V146H170ZM207 148H208V147H207ZM215 148H216V147H215ZM221 148H222V147H221ZM239 148H240V147H239ZM239 148H238V149H239ZM73 149H74V148H73ZM103 149H104V148H103ZM103 149H102V151H103ZM137 149H138V148H137ZM149 149H150V148H149ZM156 149H157V148H156ZM165 149H166V148H165ZM178 149H179V148H178ZM198 149H199V147H198ZM228 149H229V148H228ZM32 150H33V149H32ZM39 150H40V149H39ZM60 150H62V149L60 148ZM105 150H106V149H105ZM135 150H136V149H135ZM135 150H134V151H135ZM143 150H144V149H143ZM143 150H142V151H143ZM166 150H167V149H166ZM179 150H180V149H179ZM179 150H178V151H179ZM185 150H186V149H185ZM185 150H184V151H185ZM236 150H237V149H236ZM247 150H248V149H247ZM36 151H37V150H36ZM65 151H66V150H65ZM100 151H101V149H100ZM118 151H119V150H118ZM137 151H138V150H137ZM151 151H152V150H151ZM151 151H150V154H151ZM162 151H164V150H162ZM180 151H181V150H180ZM182 151H183V150H182ZM182 151H181V152H182ZM192 151H193V150H192ZM201 151H202V150H201ZM208 151H209V150H208ZM210 151H211V150H210ZM225 151H226V149H225ZM240 151H242V150H240ZM40 152H41V150H40ZM59 152H60V151H59ZM59 152H58V154H59ZM74 152H75V151H74ZM78 152H79V151H78ZM139 152H140V151H139ZM143 152H144V151H143ZM147 152H148V151H147ZM169 152H170V151H169ZM185 152H186V151H185ZM185 152H183V153H185ZM211 152H212V151H211ZM214 152H215V151H214ZM222 152H224V148H223V151H222ZM243 152H244V151H243ZM249 152H250V151H249ZM16 153H17V152H16ZM23 153H24V152H23ZM30 153H31V152H30ZM34 153H35V152H34ZM66 153H67V152H66ZM84 153H85V152H84ZM103 153H104V152H103ZM112 153H113V152H112ZM121 153H122V152H121ZM132 153H133V152H132ZM158 153H161V152H158ZM171 153H172V152H171ZM174 153H175V152H174ZM176 153H177V152H176ZM188 153H189V152H188ZM224 153H225V152H224ZM236 153H237V152H236ZM71 154H72V153H71ZM89 154H90V153H89ZM106 154H107V153H106ZM133 154H134V153H133ZM133 154H132V155H133ZM136 154H137V153H136ZM136 154H135V155H136ZM144 154H145V153H144ZM166 154H167V153H166ZM172 154H173V153H172ZM172 154H171V156H172ZM177 154H178V153H177ZM194 154H195V153H194ZM205 154H206V151H205ZM210 154H212V153H209V155H210ZM215 154H217V153H215ZM221 154L223 155V153H221ZM242 154H243V153H242ZM2 155H3V154H2ZM59 155H60V154H59ZM107 155H108V154H107ZM117 155L119 156V154H117ZM127 155H128V154H127ZM151 155H152V154H151ZM173 155H174V154H173ZM187 155H188V154H187ZM189 155H190V154H189ZM202 155H203V154H201V156H202ZM234 155H235V153H234ZM243 155H244V154H243ZM252 155H253V154H252ZM33 156H34V155H33ZM46 156H47V155H46ZM60 156H61V155H60ZM118 156H117V157H118ZM145 156H147V153H146ZM175 156H176V155H175ZM195 156H196V154H195ZM206 156H207V155H206ZM217 156H218V155H217ZM239 156H240V155H239ZM24 157H25V156H24ZM31 157H32V156H31ZM61 157H62V156H61ZM68 157H70V156H68ZM68 157H67V158H68ZM72 157H73V156H72ZM100 157H101V156H100ZM133 157H135V156H133ZM136 157H137V159H138V156H136ZM136 157H135V158H136ZM139 157H141V156H139ZM147 157H148V156H147ZM158 157H159V156H158ZM160 157H162V153H161V156H160ZM197 157H198V156H197ZM218 157H219V156H218ZM220 157H221V156H220ZM220 157H219V158H220ZM222 157H223V156H222ZM227 157H229V156H227ZM241 157H242V156H241ZM241 157H240V158H241ZM252 157H253V156H252ZM47 158H48V157H47ZM49 158H50V157H49ZM90 158H91V157H90ZM130 158H131V157H130ZM142 158H143V157H142ZM142 158H141V159H142ZM152 158H153V157H152ZM164 158H165V157H164ZM180 158H181V157H180ZM183 158H184V157H183ZM210 158H211V157H210ZM236 158H237V157H236ZM24 159H25V158H24ZM82 159H83V158H82ZM102 159H103V158H102ZM106 159L108 160V158H106ZM150 159H151V158H150ZM168 159H169V158H168ZM171 159H172V158H171ZM175 159H176V158H175ZM189 159H191V158H189ZM201 159H203V158H201ZM252 159H253V158H252ZM35 160H36V159H35ZM56 160H57V159H56ZM70 160H73V159H70ZM80 160H81V159H80ZM114 160H115V159H114ZM129 160H130V159H129ZM147 160H148V158H147ZM160 160H162V159H160ZM160 160H159V161H160ZM185 160H186V159H185ZM211 160H212V159H211ZM216 160H217V159H216ZM216 160H215V161H216ZM229 160H230V159H229ZM237 160H238V159H237ZM237 160H236V161H237ZM244 160H245V159H244ZM255 160H256V159H255ZM60 161H61V159H60ZM92 161H93V159H92ZM119 161H121V160H119ZM135 161H136V160H135ZM142 161H143V160H142ZM157 161H158V158H157ZM159 161H158V162H159ZM172 161H173V159H172ZM180 161H182V160H180ZM191 161H192V159H191ZM191 161H190V162H191ZM200 161H201V160H200ZM224 161H225V160H224ZM224 161L222 160L223 163H224ZM30 162H31V161H30ZM38 162H39V161H38ZM63 162H64V161H63ZM80 162H81V161H80ZM115 162H116V161H115ZM140 162H141V161H140ZM173 162H174V161H173ZM176 162H177V161H176ZM178 162H179V159H178ZM183 162H184V161H183ZM193 162H194V161H193ZM196 162H197V160H196ZM207 162H209V161H207ZM207 162H206V163H207ZM211 162H212V161H211ZM233 162H234V160H233ZM123 163H124V162H123ZM171 163H172V162H171ZM203 163H204V162H202V164H203ZM216 163H217V162H216ZM223 163H222V164H223ZM236 163H237V162H236ZM247 163H249V161H248ZM4 164H5V163H4ZM29 164H30V163H29ZM33 164H34V163H33ZM60 164H61V162H60ZM148 164H149V163H148ZM168 164H169V163H168ZM192 164H193V163H192ZM212 164H214V160H213ZM217 164H218V163H217ZM224 164H225V163H224ZM228 164H229V163H228ZM232 164H233V163H232ZM106 165H107V163H106ZM108 165H109V164H108ZM108 165H107V166H108ZM110 165H111V164H110ZM140 165H141V164H140ZM143 165H144V164H143ZM145 165H146V164H145ZM162 165H163V164H162ZM183 165H185V164H183ZM183 165H182V166H183ZM193 165H194V164H193ZM205 165H206V164H205ZM205 165H204V166H205ZM225 165H226V164H225ZM236 165H237V164H236ZM240 165H241V164H240ZM16 166H17V165H16ZM50 166H51V165H50ZM61 166H62V164H61ZM70 166H71V165H70ZM70 166H69V167H70ZM129 166H130V165H129ZM131 166H132V165H131ZM131 166H130V167H131ZM152 166H153V165H152ZM152 166H151V167H152ZM166 166H167V165H166ZM169 166H170V165H169ZM195 166H196V165H195ZM200 166H201V164H200ZM206 166H207V165H206ZM4 167H5V166H4ZM33 167H34V166H33ZM51 167H52V166H51ZM109 167H110V166H109ZM133 167H134V165H133ZM137 167H139V166H137ZM142 167H143V166H142ZM148 167H149V166H148ZM155 167H156V166H155ZM177 167H178V166H177ZM192 167H193V166H192ZM198 167H199V166H198ZM201 167H202V166H201ZM214 167H215V166H214ZM214 167H213V169H215ZM216 167H217V166H216ZM219 167H220V166H219ZM222 167H223V165H222ZM5 168H6V167H5ZM16 168H17V167H16ZM25 168H26V167H25ZM25 168H24V169H25ZM46 168H47V167H46ZM77 168H78V166H77ZM117 168H118V167H117ZM117 168H116V170H118ZM139 168H141V167H139ZM144 168H145V167H144ZM144 168H143V169H144ZM146 168H147V167H146ZM146 168H145V169H146ZM159 168H160V167H159ZM169 168H170V167H169ZM178 168H179V167H178ZM239 168H240V167H239ZM6 169H7V168H6ZM47 169H48V168H47ZM62 169H63V168H62ZM65 169H66V168H65ZM68 169H69V168H68ZM70 169H71V168H70ZM80 169H81V168H80ZM102 169H103V168H102ZM108 169H109V168H108ZM108 169H107V170H108ZM119 169H121V167H119ZM150 169H151V168H150ZM170 169H171V168H170ZM179 169H180V168H179ZM188 169H189V166H188ZM199 169H200V168H199ZM210 169H211V168H210ZM226 169H227V168H226ZM52 170L54 171V168H53ZM56 170H57V169H56ZM133 170H134V169H133ZM151 170H152V169H151ZM157 170H158V169H157ZM167 170H168V169H167ZM172 170H173V168H172ZM190 170H191V169H190ZM204 170H205V169H204ZM216 170H217V168L215 169V171H216ZM228 170H229V169H228ZM228 170H227V172H228ZM37 171H38V170H37ZM53 171H52V172H53ZM119 171H120V170H119ZM119 171H118V172H119ZM123 171H124V170H123ZM127 171H128V170H127ZM135 171H139V170H135ZM144 171H145V170H144ZM185 171H186V170H185ZM210 171H211V170H210ZM217 171H218V170H217ZM79 172H81V171H79ZM116 172H117V171H116ZM116 172H115V173H116ZM131 172H132V171H131ZM161 172H162V170H161ZM164 172H165V171H163V173H164ZM171 172H172V171H170V173H171ZM188 172H189V171H188ZM198 172H200V170H199ZM205 172H206V171H205ZM212 172H213V171H212ZM246 172H247V171H246ZM17 173H18V172H17ZM31 173H32V172H31ZM56 173H57V172H56ZM62 173H63V172H62ZM76 173H77V172H76ZM90 173H91V172H90ZM153 173H154V172H153ZM172 173H174V172H172ZM181 173H182V172H181ZM189 173H190V172H189ZM192 173H193V172H192ZM224 173H225V172H224ZM59 174H60V173H59ZM78 174H79V173H78ZM78 174H77V177H78ZM112 174H113V173H112ZM119 174H120V173H119ZM132 174H133V173H132ZM138 174H139V173H138ZM159 174H160V173H159ZM159 174H158V175H159ZM206 174H207V173H206ZM206 174H205V175H206ZM209 174H210V172H209ZM51 175H52V174H51ZM79 175H80V174H79ZM135 175H136V174H135ZM142 175L144 176V174H142ZM173 175H176V173L173 174ZM179 175H180V174H179ZM186 175H187V174H186ZM200 175H201V173H200ZM200 175H198V176L200 177ZM211 175H212V174H211ZM211 175H210V176H211ZM233 175H234V174H233ZM0 176H1V175H0ZM75 176H76V174H75ZM123 176H124V175H123ZM126 176H127V175H126ZM126 176H125L124 178H126ZM150 176H151V175H150ZM164 176H165V175H164ZM171 176H172V175H171ZM177 176H178V175H177ZM181 176H182V174H181ZM187 176H188V175H187ZM206 176H207V175H206ZM217 176H218V175H217ZM224 176H225V175H224ZM28 177H29V176H28ZM79 177H80V176H79ZM111 177H112V176H111ZM119 177H120V176H119ZM135 177H136V176H135ZM140 177H141V176H140ZM145 177H146V176H145ZM182 177H183V176H182ZM192 177H193V176H192ZM194 177H195V176H194ZM199 177H198V178H199ZM218 177H219V176H218ZM17 178H18V176H17ZM114 178H115V177H114ZM124 178H123V180H124ZM130 178H131V177H130ZM152 178H153V177H152ZM229 178H230V177H229ZM239 178H240V177H239ZM239 178H238V179H239ZM2 179H3V178H2ZM7 179H8V177H7ZM51 179H52V178H51ZM80 179H81V178H79L78 180H80ZM141 179H142V178H141ZM143 179H145V178H143ZM174 179H175V178H174ZM176 179H178V178H176ZM181 179H182V178H181ZM201 179H202V177H201ZM206 179H207V177H206ZM206 179L204 178V180H206ZM224 179H225V178H224ZM226 179H227V178H226ZM248 179H249V177H248ZM3 180H4V179H3ZM52 180H53V179H52ZM111 180H112V179H111ZM117 180H119V179H117ZM133 180H134V177H133ZM145 180H146V179H145ZM182 180H183V179H182ZM187 180H188V178H187ZM197 180H198V179H197ZM202 180H203V179H202ZM6 181H7V180H6ZM30 181H31V180H30ZM134 181H135V180H134ZM185 181H186V180H185ZM188 181H189V180H188ZM188 181H187V183H188ZM192 181H193V180H192ZM199 181H200V179H199ZM216 181H217V180H216ZM218 181H219V180H218ZM218 181H217V182H218ZM233 181H234V180H233ZM245 181H246V180H245ZM13 182H14V181H13ZM64 182H65V181H64ZM70 182H71V181H70ZM132 182H133V181H132ZM135 182H136V181H135ZM137 182H138V181H137ZM154 182H155V181H154ZM160 182H161V181H160ZM162 182H163V181H162ZM169 182H170V181H169ZM175 182H176V181H175ZM202 182H203V181H202ZM227 182H229V181H227ZM236 182H237V181H236ZM250 182H251V180H250ZM7 183H9V182H7ZM7 183H5V184L7 185ZM17 183H18V182H17ZM71 183H73V182H71ZM81 183H82V182H81ZM117 183H118V181H117ZM125 183H127V181H126ZM147 183H148V182H147ZM152 183H153V182H152ZM158 183H159V181H158ZM165 183H166V182H165ZM184 183H185V182H184ZM187 183H186V184H187ZM189 183H191V182H189ZM200 183H201V182H200ZM241 183H242V182H241ZM244 183H245V182H244ZM35 184H36V183H35ZM82 184H83V183H82ZM133 184L135 185V183H133ZM133 184H132V186H134ZM138 184H139V183H138ZM140 184H141V183H140ZM173 184H174V183H173ZM173 184H172V185H173ZM176 184H177V183H176ZM197 184H198V182H197ZM210 184H212V183H210ZM227 184H228V183H227ZM232 184H234V183H232ZM255 184H256V183H255ZM0 185H1V182H0ZM36 185H37V184H36ZM143 185H145V184H143ZM150 185H151V184H150ZM150 185H149V186H150ZM163 185H164V184H163ZM165 185H166V184H165ZM180 185H181V184H180ZM182 185H183V184H182ZM189 185H190V184H189ZM244 185H245V184H244ZM79 186H80V185H79ZM97 186H98V185H97ZM100 186H101V185H100ZM127 186H128V185H127ZM130 186H131V185H130ZM137 186H138V185H137ZM145 186H146V185H145ZM160 186H161V185H160ZM160 186H159V187H160ZM166 186H167V185H166ZM175 186H176V185H175ZM187 186H188V185H187ZM218 186H219V185H218ZM229 186H230V185H229ZM245 186H248L247 188H249V185H245ZM2 187H3V186H2ZM2 187H1V189H2ZM4 187H5V186H4ZM9 187H10V186H9ZM18 187H20V185H19ZM90 187H91V186H90ZM124 187H125V186H124ZM151 187H152V186H151ZM155 187H156V186H155ZM181 187H182V186H181ZM183 187H184V186H183ZM190 187H191V186H190ZM210 187H211V186H210ZM227 187H228V186H227ZM235 187H236V186H235ZM78 188H79V187H78ZM80 188H81V187H80ZM84 188H85V187H84ZM92 188H93V186H92ZM112 188H113V187H112ZM126 188H127V187H126ZM132 188H133V187H132ZM134 188H135V187H134ZM142 188H143V186H142ZM144 188H145V187H144ZM156 188H157V187H156ZM162 188H163V187H162ZM162 188H161V189H162ZM191 188H192V187H191ZM195 188H196V187H195ZM224 188H225V187H224ZM242 188H243V187H242ZM245 188H246V187H245ZM5 189L7 190V188H5ZM5 189H3V190H5ZM13 189H14V188H13ZM37 189H38V188H37ZM113 189H114V188H113ZM139 189H141V188H139ZM157 189H159V188H157ZM157 189H156V190H157ZM175 189H176V188H175ZM210 189H211V188H210ZM218 189H219V188H218ZM228 189H229V188H228ZM15 190H16V189H15ZM18 190H19V189H18ZM41 190H42V189H41ZM126 190H127V189H126ZM136 190H138V189H136ZM163 190H164V189H163ZM168 190H169V189H168ZM179 190H180V189H179ZM207 190H208V189H207ZM240 190H241V189H240ZM19 191H20V190H19ZM133 191H134V189H133ZM154 191H155V190H154ZM161 191H162V190H161ZM165 191H166V190H165ZM193 191H194V190H193ZM202 191H203V190H201V192H202ZM220 191H221V190H220ZM241 191H243V190H241ZM247 191H248V190H247ZM7 192H8V191H7ZM46 192H47V191H46ZM74 192H75V191H74ZM117 192H119V191H116V193H117ZM124 192H125V191H124ZM140 192H141V191H140ZM144 192H146V191H144ZM151 192H152V191H151ZM157 192H158V191H157ZM157 192H156V193H157ZM163 192H164V191H163ZM188 192H189V191H188ZM197 192H198V191H197ZM207 192H208V191H207ZM226 192H227V191H226ZM239 192H240V191H239ZM251 192H252V190H251ZM251 192H250V193H251ZM10 193H11V192H10ZM38 193H39V192H38ZM57 193H58V192H57ZM63 193H64V192H63ZM69 193H70V192H69ZM88 193H89V192H88ZM103 193H104V192H103ZM125 193H126V192H125ZM142 193H143V192H142ZM168 193H169V191H168ZM170 193H171V192H170ZM170 193H169V194H170ZM177 193H178V192H177ZM184 193H186V192H184ZM218 193L220 194V192H218ZM231 193H232V192H231ZM245 193H246V192H245ZM7 194H8V193H7ZM47 194H48V193H47ZM60 194H61V193H60ZM151 194H152V193H151ZM166 194H167V193H166ZM171 194H174V192L171 193ZM189 194H190V193H189ZM210 194H211V193H210ZM5 195H6V194L4 193V196H5ZM8 195H9V194H8ZM66 195H67V194H66ZM84 195H85V194H84ZM149 195H150V194H149ZM167 195H168V194H167ZM175 195H176V194H175ZM179 195H180V194H179ZM196 195H197V194H196ZM200 195H201V194H200ZM207 195H208V194H207ZM207 195H206V196H207ZM213 195H214V194H213ZM217 195H218V194H217ZM220 195H221V194H220ZM236 195H237V194H236ZM242 195H243V194H242ZM251 195H252V194H251ZM9 196H11V194H10ZM52 196H54V195H52ZM85 196H86V195H85ZM95 196H96V195H95ZM101 196H102V195H101ZM117 196H118V195H117ZM153 196H154V195H153ZM168 196H169V195H168ZM186 196H187V195H186ZM197 196H198V195H197ZM227 196H228V194H227ZM232 196H233V195H232ZM234 196H235V195H234ZM20 197H21V196H20ZM49 197H50V196H49ZM63 197H64V196H63ZM125 197H126V195H125ZM141 197H142V196H141ZM150 197H151V196H150ZM155 197H156V194H155ZM159 197H160V196H159ZM174 197H175V196H174ZM178 197H179V196H178ZM178 197H176V198H178ZM194 197H195V196H194ZM219 197H220V196H219ZM219 197H217V198H219ZM240 197H241V196H240ZM240 197L237 198V199L240 200V199H241ZM242 197H243V196H242ZM247 197H248V196H247ZM8 198H9V197H8ZM11 198H12V197H11ZM11 198H10L9 200H11ZM47 198H48V197H47ZM73 198H74V197H73ZM83 198H85V197H83ZM101 198H102V197H101ZM114 198H115V197H114ZM127 198L130 199V197H127ZM139 198H140V197H139ZM156 198H157V197H156ZM169 198H170V197H169ZM171 198H172V197H171ZM179 198H180V197H179ZM183 198H185V197H183ZM191 198H193V197H191ZM235 198H236V196H235ZM244 198H245V197H244ZM256 198H257V197H256ZM1 199H2V198H1ZM1 199H0V200H1ZM12 199H13V198H12ZM14 199H15V197H14ZM20 199H21V198H20ZM30 199H31V198H30ZM53 199H54V197H53ZM67 199H68V198H67ZM74 199H75V198H74ZM74 199H73V201H74ZM92 199H93V198H92ZM118 199H119V198H118ZM120 199H121V198H120ZM132 199H133V198H132ZM163 199H164V198H163ZM202 199H203V198H202ZM24 200H25V199H24ZM65 200H66V199H65ZM154 200H155V199H154ZM166 200H167V199H166ZM206 200H207V199H206ZM234 200H235V199H234ZM242 200H243V198H242ZM42 201H43V200H42ZM67 201L69 202V200H67ZM71 201H72V200H71ZM85 201H87V200L85 199ZM130 201H131V200H130ZM130 201H128V202H130ZM133 201H134V200H133ZM163 201H164V200H163ZM163 201H162V202H163ZM179 201H180V200H179ZM190 201H191V200H190ZM200 201H201V200H200ZM226 201H227V199H226ZM230 201H231V200H230ZM230 201H229V202H230ZM245 201H246V200H245ZM248 201H249V200H248ZM257 201H258V200H257ZM12 202H13V201H12ZM53 202H54V201H53ZM53 202H52V203H53ZM74 202H75V201H74ZM87 202H88V201H87ZM150 202H153V201L151 200ZM159 202H160V200H159ZM180 202H182V201H180ZM186 202H187V201H186ZM191 202H192V201H191ZM193 202H194V201H193ZM246 202H247V201H246ZM7 203H8V202H7ZM17 203H18V202H17ZM80 203H81V202H80ZM92 203H93V201H92ZM133 203H134V202H133ZM144 203H145V202H144ZM148 203H149V202H148ZM171 203H172V202H171ZM174 203H175V202H174ZM204 203H205V202H204ZM211 203H212V200H211ZM224 203H225V202H224ZM240 203H241V202H240ZM250 203H252V202H250ZM8 204H9V203H8ZM18 204H19V203H18ZM58 204H59V203H58ZM74 204H75V203H74ZM81 204H82V203H81ZM88 204H89V203H88ZM138 204H139V202H138ZM152 204H153V203H152ZM154 204H155V203H154ZM167 204H168V201H167V203H166V206H167ZM172 204H173V203H172ZM176 204H177V202H176ZM189 204H190V203H189ZM194 204H195V203H194ZM256 204H257V203H256ZM19 205H20V204H19ZM61 205H62V204H61ZM121 205H122V204H121ZM143 205H144V204H143ZM164 205H165V204H164ZM164 205H163V206H164ZM183 205H184V204H183ZM244 205H245V204H244ZM3 206H4V205H3ZM11 206H13L12 203H11ZM24 206H25V205H24ZM64 206H65V205H64ZM138 206H139V205H138ZM191 206H192V205H191ZM193 206H194V205H193ZM203 206H204V205H203ZM210 206H211V205H210ZM217 206H218V205H217ZM252 206H253V205H252ZM257 206H258V205H257ZM8 207H9V206H8ZM14 207H15V206H14ZM14 207H12L13 210L15 209ZM75 207H76V206H75ZM86 207H87V206H86ZM93 207H94V206H93ZM151 207H152V206H151ZM157 207H158V206H157ZM168 207H169V204H168ZM196 207H197V206H196ZM212 207H213V206H212ZM2 208H3V207H2ZM10 208H11V207H10ZM40 208H41V207H40ZM54 208H55V207H54ZM65 208H66V207H65ZM72 208H73V207H72ZM87 208H89V207H87ZM120 208H121V207H120ZM122 208H123V207H122ZM131 208H132V207H131ZM134 208H135V207H133L132 209H134ZM141 208H142V207H141ZM207 208H208V206H207ZM207 208H206V209H207ZM239 208H240V207H239ZM247 208H248V207H247ZM251 208H252V207H251ZM25 209H26V207H25ZM96 209H97V208H96ZM116 209H117V208H116ZM126 209L129 210V208H126ZM132 209H131V210H132ZM139 209H140V208H139ZM143 209H145V208H143ZM150 209H151V208H150ZM159 209H161V208H159ZM197 209H198V208H197ZM217 209H218V208H217ZM223 209H225V208H223ZM223 209H222V210H223ZM258 209H259V206H258ZM0 210H1V209H0ZM33 210H34V209H33ZM33 210H32V211H33ZM106 210H107V209H106ZM147 210H148V209H147ZM154 210H155V208H154ZM204 210H205V209H204ZM208 210H210V209H208ZM239 210H240V209H239ZM14 211H15V210H14ZM39 211H40V210H39ZM39 211H38V212H39ZM48 211H49V210H48ZM57 211H58V210H57ZM66 211H67V210H66ZM68 211H69V213H70V210H68ZM68 211H67V212H68ZM94 211H95V210H94ZM104 211H105V210H104ZM121 211H122V210H121ZM129 211H130V210H129ZM129 211H128V212H129ZM133 211H134V210H133ZM148 211H149V210H148ZM175 211H176V210H175ZM184 211H186V210H184ZM258 211H259V210H258ZM1 212H2V211H1ZM20 212H21V211H20ZM30 212H31V211H30ZM30 212H29V214H30ZM46 212H47V211H46ZM50 212H51V211H49V213H50ZM64 212H65V211H64ZM64 212H63V213H64ZM74 212H75V211H74ZM139 212H140V211H139ZM146 212H147V211H146ZM155 212H156V211H155ZM155 212H154V213H155ZM159 212H160V211H159ZM163 212L165 213V211H163ZM197 212H198V211H197ZM212 212H213V211H212ZM214 212H216V211L214 210ZM243 212H244V211H243ZM247 212H248V211H247ZM80 213H81V212H80ZM133 213H134V212H133ZM148 213H149V212H148ZM151 213H152V212H151ZM167 213H168V212H167ZM209 213H210V212H209ZM24 214H25V213H24ZM32 214H33V213H32ZM65 214H66V212H65ZM94 214H95V212H94ZM94 214H92V215H94ZM115 214H116V213H115ZM145 214H146V213H145ZM158 214H159V213H158ZM161 214H162V213H161ZM187 214H188V213H187ZM199 214H200V213H199ZM206 214H207V213H206ZM246 214H248V213H246ZM249 214H250V212H249ZM3 215H4V214H3ZM6 215H7V214H6ZM30 215H31V214H30ZM33 215H34V214H33ZM37 215H38V214H37ZM37 215H36V216H37ZM73 215H74V214H73ZM73 215H72V216H73ZM122 215H123V214H122ZM125 215H126V214H125ZM134 215H135V214H134ZM143 215H144V213H143ZM143 215H142V217H144ZM173 215H174V214H173ZM181 215H182V214H181ZM209 215H210V214H209ZM258 215H259V214H258ZM8 216H9V215H8ZM17 216H18V215H17ZM20 216H21V215H20ZM41 216H42V215H41ZM123 216H124V215H123ZM149 216H150V215H149ZM155 216H156V215H155ZM201 216H202V215H201ZM216 216H217V215H216ZM240 216H241V215H240ZM247 216H248V215H247ZM251 216H252V215H251ZM253 216H254V215H253ZM29 217H30V216H29ZM32 217H33V216H32ZM52 217H53V216H52ZM59 217H60V216H59ZM59 217H58V218H59ZM151 217H152V216H151ZM181 217H182V216H181ZM245 217H246V216H245ZM6 218H7V217H6ZM10 218H11V217H10ZM10 218H9V220H10ZM18 218H19V217H18ZM18 218H17V219H18ZM75 218H76V217H75ZM139 218H140V217H139ZM153 218H154V216H153ZM198 218H199V217H198ZM205 218H206V217H205ZM209 218H210V217H209ZM211 218H213V217L211 216ZM24 219H25V221H26V218H24ZM30 219H31V218H30ZM39 219H40V218H39ZM94 219H96V218H94ZM94 219H93V220H94ZM148 219H149V218H148ZM154 219H155V218H154ZM159 219H160V218H159ZM200 219H201V218H200ZM234 219H235V218H233V220H234ZM254 219H255V218H254ZM20 220H21V219H20ZM22 220H23V219H22ZM121 220H122V219H121ZM135 220H136V219H135ZM156 220H157V218H156ZM164 220H165V219H164ZM164 220H163V221H164ZM172 220H173V219H172ZM242 220H243V219H242ZM245 220H247V219H245ZM250 220H251V219H250ZM7 221H8V220H7ZM7 221H5V222H7ZM25 221H24V222H25ZM44 221H45V220H44ZM63 221H64V220H63ZM68 221H69V220H68ZM86 221H87V220H86ZM150 221H151V219H150ZM168 221L170 222V220H168ZM181 221H182V220H181ZM186 221H187V220H186ZM193 221H194V220H193ZM217 221H218V220H217ZM223 221H224V220H223ZM223 221H222V222H223ZM240 221H241V220H240ZM243 221H244V220H243ZM252 221H253V219H252ZM254 221H255V220H254ZM8 222L10 223V221H8ZM36 222H37V221H36ZM117 222H118V221H117ZM121 222H122V221H121ZM130 222H131V221H130ZM135 222H136V221H135ZM138 222H139V221H138ZM144 222L146 223V220H145ZM157 222H158V221H157ZM191 222H192V221H191ZM200 222H201V221H200ZM203 222H204V221H203ZM206 222H207V221H206ZM214 222H215V221H214ZM236 222H237V221H236ZM21 223H22V222H21ZM21 223H20V224H21ZM27 223H28V222H26L25 224H27ZM45 223H46V221H45ZM139 223H140V222H139ZM149 223H150V222H148L147 224H149ZM182 223H183V222H182ZM207 223H208V222H207ZM216 223H217V222H216ZM216 223H215V224H216ZM223 223H225V222H223ZM227 223H228V221H227ZM227 223H226V224H227ZM241 223H242V222H241ZM244 223H246V222H244ZM28 224H29V223H28ZM28 224H27V225H28ZM102 224H103V223H102ZM129 224H131V223H129ZM152 224H153V223H152ZM154 224H157V223L155 222ZM168 224H169V223H168ZM183 224H184V223H183ZM189 224L191 225V223H189ZM200 224H201V223H200ZM219 224H220V222H219ZM226 224H225V225H226ZM232 224H233V223H232ZM246 224H247V223H246ZM263 224H264V222H263ZM4 225H7V223L4 224ZM10 225H12V224H10ZM87 225H88V224H87ZM150 225H151V224H150ZM158 225H159V224H158ZM181 225H182V224H181ZM204 225H205V224H204ZM248 225H249V224H248ZM255 225H256V224H255ZM260 225H261V224H260ZM22 226H23V225H22ZM25 226H26V225H25ZM59 226H60V225H59ZM116 226H117V225H116ZM148 226H149V225H148ZM154 226H155V225H154ZM159 226H160V225H159ZM165 226H166V225H165ZM206 226H207V225H206ZM210 226H211V225H210ZM214 226H216V225H214ZM228 226H229V225H228ZM228 226H227V228H228ZM253 226H254V224H253ZM62 227H63V226H62ZM71 227H72V226H71ZM103 227H107V226L104 225ZM110 227H111V226H110ZM119 227H120V226H119ZM195 227H196V226H195ZM208 227H209V226H208ZM217 227H218V229H219L220 226L217 225ZM223 227H224V226H223ZM223 227H222V228H223ZM233 227H236V226H233ZM18 228H19V227H18ZM36 228H37V227H36ZM41 228H42V227H41ZM129 228H131V227H129ZM143 228H144V227H143ZM147 228H148V227H147ZM150 228H151V227H150ZM177 228H178V227H177ZM183 228H184V227H183ZM201 228H202V227H201ZM211 228H212V227H211ZM240 228H241V227H240ZM254 228L256 229L257 227H254ZM263 228H264V226H263ZM20 229H21V228H20ZM37 229H38V228H37ZM47 229H48V228H47ZM136 229H137V228H136ZM141 229H142V228H141ZM148 229H149V228H148ZM151 229H152V228H151ZM151 229H150V230H151ZM153 229H154V228H153ZM162 229H163V228H162ZM213 229H214V228H213ZM223 229H224V228H223ZM65 230H67V228H66ZM113 230H114V229H113ZM154 230H156V229H154ZM225 230H226V229H225ZM225 230H224V231H225ZM26 231H27V230H26ZM37 231H38V230H37ZM37 231H36V232H37ZM42 231H43V229H42ZM42 231H41V232H42ZM116 231H117V229H116ZM118 231H119V230H118ZM118 231H117V232H118ZM133 231H134V230H133ZM142 231H143V230H142ZM170 231H171V230H170ZM212 231H213V230H212ZM222 231H223V230H222ZM228 231H229V230H228ZM256 231H257V230H256ZM39 232H40V230H39ZM68 232H69V231H68ZM135 232H136V231H135ZM144 232H145V231H144ZM152 232L154 233V231H152ZM155 232H156V231H155ZM160 232H161V231H160ZM220 232H221V231H220ZM234 232H235V231H234ZM250 232H251V231H250ZM258 232H259V231H258ZM262 232H263V231H262ZM32 233H33V231H32ZM48 233H49V232H48ZM65 233H66V232H65ZM82 233H83V232H82ZM102 233H103V232H102ZM202 233H204V232H202ZM216 233H217V232H216ZM218 233H219V232H218ZM235 233H236V232H235ZM259 233H260V232H259ZM44 234H45V233H44ZM83 234H84V233H83ZM83 234H82V235H83ZM95 234H96V233H95ZM125 234H127V233L125 232ZM142 234H144V233H142ZM149 234H150V233H149ZM155 234H157V233H155ZM159 234H160V233H159ZM172 234H173V233H172ZM178 234H179V233H178ZM221 234H222V233H221ZM223 234H225V233H223ZM28 235H29V234H28ZM37 235H38V234H37ZM49 235H51V234L49 233ZM68 235H70V234H68ZM80 235H81V234H80ZM89 235H90V234H89ZM101 235H102V234H101ZM170 235H171V234H170ZM175 235H176V233H175ZM193 235H194V234H193ZM235 235H236V234H235ZM240 235H241V233H240ZM243 235H244V234H243ZM13 236H14V235H13ZM25 236H26V235H25ZM45 236H46V235H45ZM121 236H124V235H121ZM126 236H127V235H126ZM135 236L137 237L138 234H136ZM161 236H162V234H161ZM181 236H183V235H181ZM184 236H185V235H184ZM201 236H202V235H201ZM263 236H264V235H263ZM43 237H44V236H43ZM43 237H42V238H43ZM69 237H71V236H69ZM96 237H97V236H96ZM124 237H125V236H124ZM142 237H143V236H142ZM171 237H172V236H171ZM176 237H177V236H176ZM185 237H187V236H185ZM190 237H191V236H190ZM195 237H196V236H195ZM221 237H222V236H221ZM226 237H227V236H225V238H226ZM240 237H241V236H240ZM36 238H37V237H36ZM47 238H48V237H47ZM102 238H103V237H102ZM102 238H101V239H102ZM119 238H120V237H119ZM134 238H135V237H134ZM145 238H146V237H145ZM152 238H153V237H152ZM160 238H161V237H160ZM203 238H207V237L204 236ZM203 238H202V240H203ZM219 238H220V237H219ZM249 238H250V236H249ZM263 238H264V237H263ZM37 239H38V238H37ZM44 239H45V238H44ZM124 239H125V238H124ZM129 239H130V238H129ZM150 239H151V238H150ZM164 239H165V238H164ZM182 239H183V238H182ZM213 239H214V238H213ZM221 239H222V238H221ZM235 239H236V238H235ZM241 239H242V238H241ZM28 240H29V239H28ZM42 240H43V239H42ZM109 240H111V239H109ZM173 240H174V238H173ZM180 240H181V239H179V241H180ZM195 240H196V239H195ZM202 240H201V241H202ZM227 240H228V239H227ZM229 240H230V239H229ZM236 240H237V239H236ZM242 240H244V239H242ZM245 240H246V239H245ZM249 240H250V239H249ZM262 240H264V239H262ZM49 241H50V240H49ZM124 241H125V240H124ZM163 241H164V240H163ZM166 241H167V240H166ZM166 241H165V242H166ZM216 241H217V240H216ZM250 241H251V240H250ZM44 242H45V241H44ZM53 242H54V241H53ZM98 242H99V241H98ZM139 242H140V241H139ZM152 242H153V240L151 241V243H152ZM155 242H156V241H155ZM155 242H154V243H155ZM253 242H254V241H253ZM16 243H17V242H16ZM38 243H39V242H38ZM51 243H52V241H51ZM124 243H126V242H124ZM124 243H123V244H124ZM171 243H172V242H171ZM171 243H170V244H171ZM180 243H181V242H180ZM231 243H232V242H231ZM235 243H236V242H235ZM243 243H244V242H243ZM260 243H261V242H260ZM39 244H41V243H39ZM47 244H48V243H47ZM67 244H68V243H67ZM67 244H66V245H67ZM102 244H103V243H102ZM128 244H129V243H128ZM158 244H159V243H158ZM167 244H169V243H167ZM221 244L223 245V242H222ZM221 244H220V245H221ZM245 244H246V243H245ZM249 244H250V243H249ZM261 244H262V243H261ZM116 245H118V244H116ZM130 245H131V244H130ZM173 245H174V244H173ZM187 245H188V244H187ZM228 245H229V244H228ZM232 245H233V244H232ZM238 245H239V244H238ZM37 246H39V245L37 244ZM40 246H41V245H40ZM40 246H39V247H40ZM47 246H48V245H47ZM101 246H102V245H101ZM124 246H125V245H124ZM124 246H123V247H124ZM180 246H181V245H180ZM226 246H227V245H226ZM240 246H241V245H240ZM259 246H260V245H259ZM28 247H29V246H28ZM53 247H54V246H53ZM60 247H61V246H60ZM99 247H100V246H99ZM107 247H108V246H107ZM117 247H118V246H117ZM127 247H128V246H127ZM136 247H137V244H136ZM157 247H158V246H157ZM178 247H179V246H178ZM198 247H199V246H198ZM263 247H264V246H263ZM35 248H36V247H35ZM40 248L42 249V246H41ZM161 248H162V250H163L164 246L161 247ZM193 248H194V247H193ZM202 248H203V247H202ZM227 248H228V247H227ZM246 248H247V247H246ZM260 248H261V246H260ZM99 249H101V248H99ZM124 249H125V248H124ZM179 249H181V248H179ZM184 249H185V248H184ZM198 249H199V248H198ZM205 249H206V248H205ZM205 249H204V250H205ZM234 249H235V248H234ZM261 249H264V248H261ZM52 250H53V249H52ZM106 250H107V249H106ZM141 250H143V249H141ZM164 250H165V249H164ZM167 250H168V249H167ZM167 250H166V251H167ZM212 250H213V249H212ZM227 250H228V249H227ZM236 250H237V249H236ZM245 250H246V249H245ZM44 251H45V249H44ZM65 251H66V249H65ZM143 251H144V250H143ZM170 251H171V249H170ZM190 251H191V250H190ZM217 251H218V250H217ZM219 251H221V250H219ZM219 251H218V252H219ZM223 251H224V249H223ZM238 251H240V250H238ZM45 252H47V249H46ZM106 252H107V251H106ZM129 252H131V251H129ZM129 252H127V253H129ZM132 252H133V251H132ZM160 252H161V251H159L158 253H160ZM186 252H187V251H186ZM193 252H194V251H193ZM212 252H213V251H211V252H209V253H212ZM251 252H252V251H251ZM255 252H256V251H254V253H255ZM36 253H37V252H36ZM66 253H67V252H66ZM81 253H82V252H81ZM97 253H98V252H97ZM101 253H102V252H101ZM133 253H134V252H133ZM133 253H132V254H133ZM142 253H143V252H142ZM162 253H163V252H162ZM195 253H196V252H195ZM206 253L208 254V252H206ZM214 253H215V252H214ZM226 253H227V252H226ZM233 253H234V251H233ZM240 253H241V252H240ZM242 253H243V252H242ZM260 253H261V252H260ZM45 254H46V253H45ZM53 254H54V253H53ZM67 254H68V253H67ZM83 254H84V253H83ZM99 254H100V253H99ZM130 254H131V253H130ZM132 254H131V255H132ZM168 254H169V253H168ZM171 254H172V251H171ZM218 254H219V253H218ZM228 254H229V253H228ZM234 254H235V253H234ZM244 254H245V252H244ZM249 254H250V253H249ZM79 255H80V254H79ZM122 255L124 256L125 254H122ZM128 255H129V254H128ZM128 255H127V256H128ZM134 255H135V254H134ZM166 255H167V253H166ZM187 255H188V254H187ZM223 255H224V254H223ZM226 255H227V254H226ZM259 255H260V254H259ZM261 255H262V254H261ZM51 256H52V255H51ZM92 256H93V255H92ZM99 256H100V255H99ZM132 256H133V255H132ZM135 256H136V255H135ZM154 256H156V255H154ZM157 256H158V255H157ZM160 256H161V255H160ZM160 256H159V259H160ZM171 256H172V255H171ZM179 256H180V255H179ZM209 256H210V255H209ZM235 256H236V255H235ZM249 256H250V255H249ZM31 257H32V256H31ZM41 257H43V256H41ZM56 257H57V256H56ZM104 257H105V255H104ZM141 257H142V256H141ZM161 257H162V256H161ZM167 257H168V256H167ZM188 257H189V256H188ZM200 257H201V256H200ZM206 257H207V256H206ZM212 257H214V256L212 255ZM219 257H220V256H219ZM236 257H237V256H236ZM244 257H245V256H244ZM251 257H252V256H251ZM251 257H250V258H251ZM82 258H83V257H82ZM98 258H100V257H98ZM124 258H125V257H124ZM170 258H171V257H170ZM173 258H174V254H173ZM189 258H190V257H189ZM189 258H188V259H189ZM229 258H230V257H229ZM262 258H263V255H262ZM64 259H65V258H64ZM84 259H85V257H84ZM107 259H109V258H107ZM112 259H113V258H112ZM164 259H165V258H164ZM186 259H187V258H186ZM195 259H197V258H195ZM244 259H245V258H244ZM251 259H252V258H251ZM263 259H264V258H263ZM49 260H50V259H49ZM98 260H99V259H98ZM114 260H115V258H114ZM114 260H113V261H114ZM119 260H120V259H119ZM121 260H122V259H121ZM132 260H133V259H132ZM132 260H131V261H132ZM154 260H156L155 257H154ZM162 260H163V258H162ZM179 260H180V259H179ZM189 260H190V259H189ZM237 260H238V259H237ZM237 260H236V261H237ZM40 261H42V260H40ZM63 261H64V260H63ZM67 261H69V260H67ZM75 261H76V260H75ZM102 261H103V260H102ZM108 261H109V260H108ZM129 261H130V260H129ZM129 261H128V262H129ZM131 261H130V262H131ZM185 261H186V260H185ZM185 261H184V262H185ZM187 261H188V260H187ZM199 261H200V260H199ZM216 261H217V260H216ZM221 261H222V260H221ZM233 261H234V260H233ZM241 261H242V260H241ZM250 261H251V260H250ZM250 261H249V262H250ZM258 261H259V260H258ZM258 261H256V262H258ZM57 262H58V261H57ZM90 262H91V261H90ZM117 262H118V261H117ZM124 262H125V261H124ZM133 262H134V261H133ZM146 262H147V261H146ZM163 262H164V261H163ZM181 262H182V260H181ZM203 262H204V261H203ZM206 262H207V261H206ZM237 262H238V261H237ZM242 262H243V261H242ZM26 263H27V262H26ZM46 263H47V262H46ZM76 263H77V262H76ZM101 263H102V262H101ZM164 263H165V262H164ZM200 263H201V262H200ZM246 263H247V260H246ZM252 263H253V261H252ZM261 263H262V262H261ZM38 264H39V263H38ZM65 264H67V263H65ZM93 264H94V263H93ZM103 264H104V263H103ZM128 264H129V263H128ZM130 264H131V263H130ZM147 264H148V263H147ZM153 264H154V263H153ZM158 264H159V263H158ZM183 264H184V263H183ZM194 264H195V263H194ZM229 264H230V263H229ZM236 264H237V263H236ZM242 264H243V263H242ZM244 264H245V262H244ZM263 264H264V263H263Z\"/></svg>","mask_w":264,"mask_h":264}]
</instances>
